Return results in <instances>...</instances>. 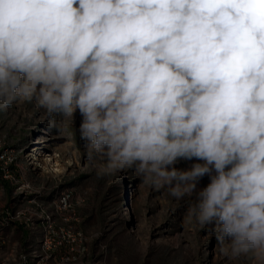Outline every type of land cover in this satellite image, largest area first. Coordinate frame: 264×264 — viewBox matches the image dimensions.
Segmentation results:
<instances>
[{"label":"clouds","instance_id":"obj_1","mask_svg":"<svg viewBox=\"0 0 264 264\" xmlns=\"http://www.w3.org/2000/svg\"><path fill=\"white\" fill-rule=\"evenodd\" d=\"M17 102L60 136L78 112L98 176L194 197L225 256L264 248V0H0V111Z\"/></svg>","mask_w":264,"mask_h":264},{"label":"rangeland","instance_id":"obj_2","mask_svg":"<svg viewBox=\"0 0 264 264\" xmlns=\"http://www.w3.org/2000/svg\"><path fill=\"white\" fill-rule=\"evenodd\" d=\"M42 115L28 102L0 111V264H55L52 242L43 239L46 218L79 232L88 258L99 264H264V248L235 260L222 254L209 229L186 218L194 197L157 191L134 168L98 176L79 138L78 112L73 136L48 129ZM43 156L59 171H49ZM208 182L204 177L198 188Z\"/></svg>","mask_w":264,"mask_h":264},{"label":"built area","instance_id":"obj_3","mask_svg":"<svg viewBox=\"0 0 264 264\" xmlns=\"http://www.w3.org/2000/svg\"><path fill=\"white\" fill-rule=\"evenodd\" d=\"M62 201L63 204H66L67 197L62 198ZM41 226L44 230V242H52L49 244L52 246L49 250V255H53L55 264H99L88 258L83 246L82 236L79 232L71 233L64 228H58L53 222H50L49 218H46L45 221L43 220ZM63 233H66L67 239L62 241L61 236ZM23 260H25V257H23ZM27 261L30 262L28 264H33L32 259H28ZM41 263L42 261L39 260L36 264Z\"/></svg>","mask_w":264,"mask_h":264},{"label":"bare ground","instance_id":"obj_4","mask_svg":"<svg viewBox=\"0 0 264 264\" xmlns=\"http://www.w3.org/2000/svg\"><path fill=\"white\" fill-rule=\"evenodd\" d=\"M39 154L35 151L31 156H32V160L33 162L34 161H37L39 159ZM43 160L44 162L46 163L47 167L49 168V171H52V172H58L59 170L55 169V163L54 165H51V159L50 158H47L46 156H43Z\"/></svg>","mask_w":264,"mask_h":264}]
</instances>
